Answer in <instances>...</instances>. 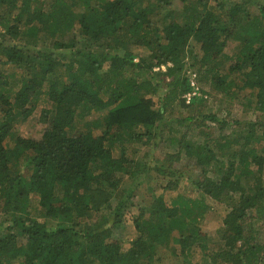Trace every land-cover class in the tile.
Instances as JSON below:
<instances>
[{
    "label": "trees",
    "instance_id": "trees-1",
    "mask_svg": "<svg viewBox=\"0 0 264 264\" xmlns=\"http://www.w3.org/2000/svg\"><path fill=\"white\" fill-rule=\"evenodd\" d=\"M0 10V37L18 42L0 50L3 65L16 69L0 68V264H160L197 254L194 264H264V0H0ZM75 39L98 52L76 49ZM133 48L143 51L136 62ZM56 68L69 81L53 77L43 90ZM187 70L231 99L244 93L256 120L210 140L212 150L186 132L169 136L196 155L197 196L167 202L148 186L135 204L136 178L148 170L126 147L159 137L169 108L204 99L185 103ZM41 93L50 102L41 136L15 132ZM174 121L179 128L191 117ZM166 161L155 171L176 176L171 156ZM209 166L216 179L206 176ZM208 202L223 211L219 242L198 225ZM133 208L136 235L124 244L122 223Z\"/></svg>",
    "mask_w": 264,
    "mask_h": 264
},
{
    "label": "rangeland",
    "instance_id": "rangeland-1",
    "mask_svg": "<svg viewBox=\"0 0 264 264\" xmlns=\"http://www.w3.org/2000/svg\"><path fill=\"white\" fill-rule=\"evenodd\" d=\"M212 1V0H211ZM2 10H0V15ZM79 31V29H78ZM9 37V36H8ZM78 41V42H77ZM18 42L14 39H4L0 37V50L2 47H12L16 45ZM235 42L229 41L225 48V53L227 55H231L234 47ZM48 46V43L46 44ZM73 46L76 49H80L85 52H89V50H95L98 52V45H88L80 42V40L75 39V43ZM108 46L107 43H104L103 47L99 51H104V49ZM41 47V44H40ZM143 52L140 49L133 48V62L137 61V54H141ZM197 54L194 51L191 53ZM67 59H69L67 57ZM4 59L0 60V68L2 71H7L9 74L14 73L16 71L15 66L12 65H3ZM190 60L187 59L186 62L189 63ZM229 62V60H227ZM190 71V70H187ZM67 70L65 68H56L54 71L53 76H48L45 81L43 82L42 89H48V82L53 77L60 82L69 81L68 76H66ZM133 73V76L140 78L138 72L139 70L135 66H130L129 71ZM199 84L200 88V95L202 96L203 100L197 101L196 103L188 106H180L177 105L169 108L167 113L164 117L160 120L159 126L157 128V138H150L147 142H132L127 145L126 149V156H130L132 162H137L144 167H147V173H139L137 181H140L142 185L139 187L140 194L137 195L134 199V203L137 204L141 202V199H144V196H148V186H153L150 189H155V194H163L164 199L167 202L172 201L175 196L177 195H184L189 198H195L197 196V191L193 186V181L195 179H202L203 176L199 175V169H196V165L193 164L196 160V155H187L185 149L179 146L176 142L174 145H171L167 142V138L169 136H180L181 134L185 133L186 138L192 142V144L196 145L197 142L200 144H204L203 140H207L210 144V149L212 150L213 143L212 139L219 136L221 133L225 135H232L233 133L238 134V132L244 129L247 122H254L256 120V114L249 109L247 106L245 99H243L244 93L238 95L237 97L231 99L225 95V93L218 90L213 84L203 83ZM203 91H202V90ZM165 87L159 89L158 96L164 94ZM197 96V97H199ZM201 98V97H200ZM50 102L47 99L46 94L41 93L39 95V102L36 106V109L32 113V115L24 122H20L15 126V132L19 134H24L30 138L38 139L45 127L46 124L41 122V111L44 108H49ZM97 115V114H96ZM96 115L91 114L87 118L92 119ZM191 117V121H186V125H182L181 127H176L174 120L176 118H185ZM209 116H215V120L210 119ZM49 118H51L49 116ZM50 120V119H49ZM225 122V125H222V122ZM169 127L170 130H169ZM183 127V128H182ZM202 130V134L199 136L198 131ZM178 138V137H177ZM12 144V143H10ZM205 152L202 149H197L194 153H201ZM171 156L172 158V166L173 168H178L176 171V176H166L164 177L162 173L156 172V168H162L167 166L166 158ZM174 168V169H175ZM215 168V167H214ZM207 173L206 176L208 178L216 179L218 177L217 171L213 170L212 166H209L206 169ZM174 179L176 180L177 184L174 189H162L158 186H163L167 183V181ZM209 208L204 213L202 219L200 218V222L198 225L200 228L206 233L208 240L212 243L213 241H220L218 238L217 230L221 227V217H222V208L217 204H212L208 202ZM135 212V209L128 210L125 213V222L122 223L124 228L121 230V236L124 240V244H128V242L133 239L136 235V232L133 228V225L130 221V217L132 213ZM257 228V227H256ZM255 228V229H256ZM176 246L171 244L170 249L174 250ZM201 255L197 254L194 259H187V262L180 258H174L169 256L168 258L164 259L163 262L160 264H190L200 263Z\"/></svg>",
    "mask_w": 264,
    "mask_h": 264
},
{
    "label": "built area",
    "instance_id": "built-area-1",
    "mask_svg": "<svg viewBox=\"0 0 264 264\" xmlns=\"http://www.w3.org/2000/svg\"><path fill=\"white\" fill-rule=\"evenodd\" d=\"M169 65L170 64L161 65L159 68L165 70L166 66ZM159 68L158 67L154 68V70L156 71ZM188 82H189L190 90L185 94H183L182 96L186 104H190L195 97L200 95V88L197 82V73L195 71H188Z\"/></svg>",
    "mask_w": 264,
    "mask_h": 264
}]
</instances>
